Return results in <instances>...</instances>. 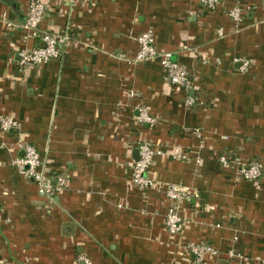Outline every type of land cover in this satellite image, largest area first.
I'll use <instances>...</instances> for the list:
<instances>
[{
	"label": "crops",
	"instance_id": "1",
	"mask_svg": "<svg viewBox=\"0 0 264 264\" xmlns=\"http://www.w3.org/2000/svg\"><path fill=\"white\" fill-rule=\"evenodd\" d=\"M11 1L0 0V116L19 128L0 130V264H194L187 243L216 251L200 264H264V0H40L39 31L71 41L21 73L16 52L41 43L20 27L29 0ZM145 32L188 71L194 107L158 61L132 62ZM139 103L153 126L136 122ZM19 138L47 175L64 176L52 201L14 166ZM141 140L168 154L146 191L130 182ZM253 161L261 177L240 179ZM170 184L199 195L181 205L176 235L165 229Z\"/></svg>",
	"mask_w": 264,
	"mask_h": 264
},
{
	"label": "built area",
	"instance_id": "2",
	"mask_svg": "<svg viewBox=\"0 0 264 264\" xmlns=\"http://www.w3.org/2000/svg\"><path fill=\"white\" fill-rule=\"evenodd\" d=\"M223 0H201V4L214 9ZM45 13V5L40 0H29L26 14L21 28L28 31L33 38H38L41 46H34L30 49H21L16 52V66L18 72L27 69L39 67L51 60L61 57L63 48L71 41V37L65 34H54L50 32H40L39 26ZM242 10L238 7L232 8L228 12V17L238 25L242 20ZM218 34H221L220 32ZM138 51L132 62L143 63L148 61H158L161 65L167 82L175 87H180L186 93L184 106L192 108L195 102L192 96L188 94L191 90V81L188 71L179 63L173 60L172 54L168 52L157 51L154 47V38L150 32L140 34L136 39ZM249 61H242V70H246ZM135 120L140 125L153 126L156 119L150 115L142 104L136 105ZM19 126L15 119L0 116V130L8 132L18 130ZM16 148L21 152V157L13 161L14 166L22 177L34 183L37 187V193L40 197L52 201L65 187V178L63 175H47L42 167V161L37 150L28 143L18 139ZM138 157L131 163L130 182L140 191H146L153 185L150 177V167L156 156L168 155L166 152L157 150L150 141L141 140L136 147ZM173 159L184 158L182 155H170ZM222 165H228L230 162L225 156L218 157ZM262 175V166L259 162L253 161L243 165L239 171L240 179L256 181ZM165 198L169 201V207L165 214V229L170 235L179 234L184 225V219L180 214V207L183 203H189L199 197L195 191H189L177 184H170L163 190ZM185 250L190 255L194 264H200L207 253L216 255V251L206 244L187 243ZM79 260L85 264L89 261L80 257Z\"/></svg>",
	"mask_w": 264,
	"mask_h": 264
},
{
	"label": "water",
	"instance_id": "3",
	"mask_svg": "<svg viewBox=\"0 0 264 264\" xmlns=\"http://www.w3.org/2000/svg\"><path fill=\"white\" fill-rule=\"evenodd\" d=\"M6 1H8V3L11 5V6H13L12 5V1L11 0H6ZM10 132H12V130H10ZM137 157H138V153H137V150L135 151V156H134V160H137Z\"/></svg>",
	"mask_w": 264,
	"mask_h": 264
},
{
	"label": "trees",
	"instance_id": "4",
	"mask_svg": "<svg viewBox=\"0 0 264 264\" xmlns=\"http://www.w3.org/2000/svg\"><path fill=\"white\" fill-rule=\"evenodd\" d=\"M190 79V78H189Z\"/></svg>",
	"mask_w": 264,
	"mask_h": 264
}]
</instances>
